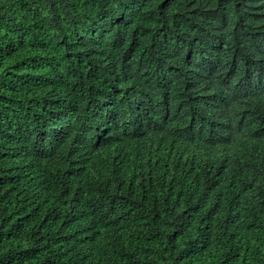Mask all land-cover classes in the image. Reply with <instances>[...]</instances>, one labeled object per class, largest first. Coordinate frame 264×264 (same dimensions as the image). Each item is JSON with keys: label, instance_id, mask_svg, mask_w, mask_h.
I'll list each match as a JSON object with an SVG mask.
<instances>
[{"label": "trees", "instance_id": "obj_1", "mask_svg": "<svg viewBox=\"0 0 264 264\" xmlns=\"http://www.w3.org/2000/svg\"><path fill=\"white\" fill-rule=\"evenodd\" d=\"M0 264H264V0H0Z\"/></svg>", "mask_w": 264, "mask_h": 264}]
</instances>
